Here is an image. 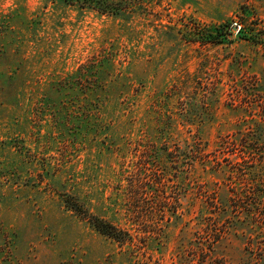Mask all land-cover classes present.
Here are the masks:
<instances>
[{
  "label": "rangeland",
  "instance_id": "obj_1",
  "mask_svg": "<svg viewBox=\"0 0 264 264\" xmlns=\"http://www.w3.org/2000/svg\"><path fill=\"white\" fill-rule=\"evenodd\" d=\"M135 2L0 0V264H264V0Z\"/></svg>",
  "mask_w": 264,
  "mask_h": 264
},
{
  "label": "trees",
  "instance_id": "obj_2",
  "mask_svg": "<svg viewBox=\"0 0 264 264\" xmlns=\"http://www.w3.org/2000/svg\"><path fill=\"white\" fill-rule=\"evenodd\" d=\"M73 6L79 10H92L100 14L119 15L127 12L133 8L136 0H59ZM231 35V34H230ZM72 205V206H71ZM74 205V206H73ZM73 212L81 213L78 204H70L69 206ZM92 227L100 234L107 236L118 243H123L129 237L128 233L124 230L117 228L115 225L105 222L97 217H90Z\"/></svg>",
  "mask_w": 264,
  "mask_h": 264
},
{
  "label": "water",
  "instance_id": "obj_3",
  "mask_svg": "<svg viewBox=\"0 0 264 264\" xmlns=\"http://www.w3.org/2000/svg\"><path fill=\"white\" fill-rule=\"evenodd\" d=\"M234 30H236V28H233Z\"/></svg>",
  "mask_w": 264,
  "mask_h": 264
}]
</instances>
